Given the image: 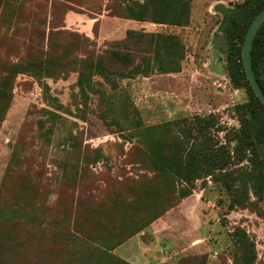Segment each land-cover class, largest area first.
Returning a JSON list of instances; mask_svg holds the SVG:
<instances>
[{
	"label": "rangeland",
	"instance_id": "rangeland-1",
	"mask_svg": "<svg viewBox=\"0 0 264 264\" xmlns=\"http://www.w3.org/2000/svg\"><path fill=\"white\" fill-rule=\"evenodd\" d=\"M142 2L0 0V264H264L263 158L235 148L249 97L219 31L244 0H191L183 26L127 19ZM128 29L174 34L180 72ZM215 148L222 168L191 165Z\"/></svg>",
	"mask_w": 264,
	"mask_h": 264
},
{
	"label": "trees",
	"instance_id": "trees-1",
	"mask_svg": "<svg viewBox=\"0 0 264 264\" xmlns=\"http://www.w3.org/2000/svg\"><path fill=\"white\" fill-rule=\"evenodd\" d=\"M191 0H143L136 4L138 10L127 8V19L137 22L150 21L159 25L183 26L187 23L189 3ZM222 20L219 24V31L224 34V41L227 45L226 71L234 87H243L249 97V101L238 105L235 110L241 124V134L235 138V148L241 152L249 151L252 155L260 154L264 166V106L254 95L246 79L242 61L241 46L245 33L254 16L264 7V0H244L241 5L230 8L220 5ZM137 37V45L145 44L152 48L153 63L156 64V71L159 73L180 72V60L183 59V48L179 39L173 34L147 33L143 30H127L126 39ZM140 46V45H139ZM124 49V48H123ZM113 61L125 63L131 60L128 49L123 53L117 51L108 52ZM251 64L255 78L264 92V22L257 30L250 49ZM146 61L145 58H142ZM131 67L132 71L122 78H132L135 74L146 76L147 65ZM82 68V69H81ZM84 69L108 76L109 67L105 66L103 56L96 57V60L88 61ZM83 67H80L79 85H82ZM127 73V72H126ZM112 86L116 83L111 81ZM217 149L210 150L205 155L193 159L191 165L199 170L217 166L222 168L226 160H223V153L217 154ZM209 174V173H207ZM190 195V194H189ZM188 196V194L186 195Z\"/></svg>",
	"mask_w": 264,
	"mask_h": 264
},
{
	"label": "water",
	"instance_id": "water-1",
	"mask_svg": "<svg viewBox=\"0 0 264 264\" xmlns=\"http://www.w3.org/2000/svg\"><path fill=\"white\" fill-rule=\"evenodd\" d=\"M263 22H264V7L254 16V18L252 19L251 23L247 28L241 46V61L249 86L251 87L254 95L259 100V102L264 106V92L259 86L255 78V75L253 73L251 56H250L252 40ZM162 247H165V244H162Z\"/></svg>",
	"mask_w": 264,
	"mask_h": 264
},
{
	"label": "crops",
	"instance_id": "crops-1",
	"mask_svg": "<svg viewBox=\"0 0 264 264\" xmlns=\"http://www.w3.org/2000/svg\"><path fill=\"white\" fill-rule=\"evenodd\" d=\"M137 22V21H136ZM138 23H140V22H138ZM128 30H133V29H128ZM136 30V29H135ZM126 244H128V243H125V245H122L120 248H122L123 246H126ZM119 248V249H120ZM126 250V249H125Z\"/></svg>",
	"mask_w": 264,
	"mask_h": 264
}]
</instances>
